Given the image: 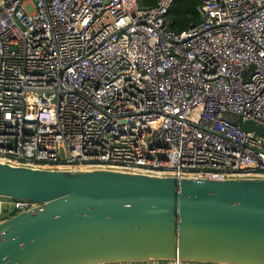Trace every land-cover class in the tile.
Segmentation results:
<instances>
[{"label":"built area","instance_id":"built-area-1","mask_svg":"<svg viewBox=\"0 0 264 264\" xmlns=\"http://www.w3.org/2000/svg\"><path fill=\"white\" fill-rule=\"evenodd\" d=\"M172 4L0 0V163L264 179V0H201L180 34ZM37 207L0 197V223Z\"/></svg>","mask_w":264,"mask_h":264},{"label":"water","instance_id":"water-1","mask_svg":"<svg viewBox=\"0 0 264 264\" xmlns=\"http://www.w3.org/2000/svg\"><path fill=\"white\" fill-rule=\"evenodd\" d=\"M0 197L39 205L0 223V264H264V179L0 163Z\"/></svg>","mask_w":264,"mask_h":264},{"label":"trees","instance_id":"trees-1","mask_svg":"<svg viewBox=\"0 0 264 264\" xmlns=\"http://www.w3.org/2000/svg\"><path fill=\"white\" fill-rule=\"evenodd\" d=\"M157 0H140L141 8L155 6ZM201 0H173L172 7L167 15V26L174 33L180 34L183 31L197 25L200 17L195 8Z\"/></svg>","mask_w":264,"mask_h":264},{"label":"crops","instance_id":"crops-1","mask_svg":"<svg viewBox=\"0 0 264 264\" xmlns=\"http://www.w3.org/2000/svg\"><path fill=\"white\" fill-rule=\"evenodd\" d=\"M118 264H163V263L161 261H151L146 263H118ZM190 264H196V263H190Z\"/></svg>","mask_w":264,"mask_h":264}]
</instances>
